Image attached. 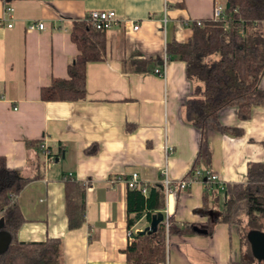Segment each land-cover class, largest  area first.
<instances>
[{"label":"crops","instance_id":"1","mask_svg":"<svg viewBox=\"0 0 264 264\" xmlns=\"http://www.w3.org/2000/svg\"><path fill=\"white\" fill-rule=\"evenodd\" d=\"M225 2L0 0V17L5 3L14 8L0 25V156L33 178L17 197L25 218L19 241L59 238L60 264H126L129 232L143 230L151 219L144 212L128 228V218L135 216L127 212L129 189L110 178L137 172L149 190L161 182L165 167L173 180L190 170L199 132L185 121L183 109L201 83L186 76L183 61L163 64V59L169 42H186L192 24L211 18ZM95 9L114 10L120 21L105 31L104 57L86 64L84 99L41 100V87L52 78L68 77V65L78 52L70 39L73 22ZM31 20L43 21L45 28L28 30ZM135 23L137 30L132 29ZM136 62L145 70L134 71ZM155 68H165L164 75ZM220 121L243 135L209 131V167L224 186L244 182L248 163L264 162V104L252 107L247 120L238 119L233 108L224 109ZM34 141L53 148L52 163L46 164L40 149L28 145ZM166 146L172 148L168 153ZM90 148L95 151L87 152ZM67 174L89 182L85 220L75 229L67 225ZM222 196L221 190L196 181L177 190L167 206L164 201L161 211L167 208L179 227L187 226L168 236L166 264H237L246 256L240 231L214 220Z\"/></svg>","mask_w":264,"mask_h":264},{"label":"trees","instance_id":"2","mask_svg":"<svg viewBox=\"0 0 264 264\" xmlns=\"http://www.w3.org/2000/svg\"><path fill=\"white\" fill-rule=\"evenodd\" d=\"M70 39L78 52L68 65V77L52 78L41 87V100L84 99L86 64L105 55V31L84 20L73 22ZM166 55L168 60L183 61L186 76L201 83L194 87L183 109L185 121L199 132L197 152L186 174L191 176L197 169L210 166L209 131L234 137L243 135L242 130L221 123V111L233 108L238 119L247 120L252 107L264 104V88L260 87L264 76V0H226L222 18L202 20L201 26L194 23L191 37L186 42H169ZM134 64V71L145 70L142 64ZM29 144L40 149V142ZM261 145L264 147V142ZM94 151L90 148L87 152ZM32 179L23 176L18 168L9 167L5 157L0 156V231L10 235L6 250L0 252V264H60L59 238L33 242L17 239L25 221L17 197ZM66 180L67 225L75 229L85 220V185ZM221 193L222 208L214 220L236 225L249 246L248 253L237 264H264V260L254 258L247 239L250 231L264 232V162L248 163L245 181L226 184ZM163 208L160 182L152 184L147 195L129 189L127 212L135 216L128 218V228L144 212L150 220L152 214L162 212ZM186 227H179L170 218L167 228L162 221L154 232L132 233L124 250L126 264H166L168 236Z\"/></svg>","mask_w":264,"mask_h":264},{"label":"built area","instance_id":"3","mask_svg":"<svg viewBox=\"0 0 264 264\" xmlns=\"http://www.w3.org/2000/svg\"><path fill=\"white\" fill-rule=\"evenodd\" d=\"M14 8L12 5L5 3L4 9H3V15L0 17V25L3 24L5 21L8 20V17L13 13ZM223 17V7L222 6H216L214 8L213 16L211 18L213 19H219ZM84 21L92 24L96 29L107 31L110 28H112L115 24L118 23L119 18L118 15L114 10H90L85 18ZM196 25L201 26L202 21H196L194 22ZM193 23V24H194ZM192 24V25H193ZM7 27H11V23H7ZM45 28V24L41 20H31L28 25V30H43ZM139 28V24L135 23L132 24V29L137 30ZM168 61L167 55L163 59V64ZM164 69L165 68H155L154 72L164 75ZM170 146H166V153L171 151ZM40 151L44 156L45 163L50 164L54 160L55 151L53 148H50L46 143L40 144ZM64 179H71V174H67ZM118 181H123L128 189L132 190H139L143 195L148 193V186L146 183H144L137 172H132L127 176H120L118 178L112 177L110 178L111 183H115ZM199 181L204 184V186L213 189L216 188L218 190L224 189V184L218 177V175L210 168V167H201L197 169L191 176H186L184 178L173 180L168 176L167 168H163L162 170V179H161V185L163 188V194H164V201L167 206L168 199L171 197L177 190H184L187 189L190 184ZM83 184L85 187L89 184L88 181H84ZM164 214V223L165 227L167 228L169 225L170 220V213L168 212L167 208L163 212ZM130 240L132 238V232H129Z\"/></svg>","mask_w":264,"mask_h":264},{"label":"water","instance_id":"4","mask_svg":"<svg viewBox=\"0 0 264 264\" xmlns=\"http://www.w3.org/2000/svg\"><path fill=\"white\" fill-rule=\"evenodd\" d=\"M164 219L163 212H158L151 215V220L148 226L139 233H146L147 231L154 232L157 229V225ZM197 232L205 233L206 230L194 227ZM248 242L250 244L251 253L258 261L264 260V232L259 230H253L248 232ZM10 241V235L5 231H0V252L5 251Z\"/></svg>","mask_w":264,"mask_h":264},{"label":"rangeland","instance_id":"5","mask_svg":"<svg viewBox=\"0 0 264 264\" xmlns=\"http://www.w3.org/2000/svg\"><path fill=\"white\" fill-rule=\"evenodd\" d=\"M220 204L222 205V199L220 198ZM233 226H235V228H237L236 227V225H233ZM245 233V232H244ZM243 239V243H244V249H243V253L245 254V253H248V251H249V246H248V244H247V242H246V239L243 237L242 238Z\"/></svg>","mask_w":264,"mask_h":264}]
</instances>
